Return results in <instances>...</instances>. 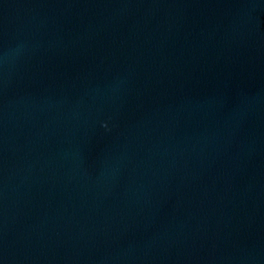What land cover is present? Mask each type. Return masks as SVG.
<instances>
[{"label":"water","instance_id":"water-1","mask_svg":"<svg viewBox=\"0 0 264 264\" xmlns=\"http://www.w3.org/2000/svg\"><path fill=\"white\" fill-rule=\"evenodd\" d=\"M0 264H264V0H0Z\"/></svg>","mask_w":264,"mask_h":264}]
</instances>
